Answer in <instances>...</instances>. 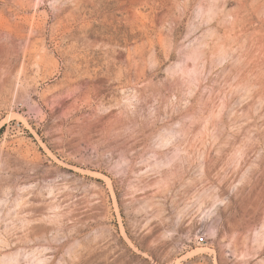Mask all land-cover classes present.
Listing matches in <instances>:
<instances>
[{
    "label": "rangeland",
    "instance_id": "obj_1",
    "mask_svg": "<svg viewBox=\"0 0 264 264\" xmlns=\"http://www.w3.org/2000/svg\"><path fill=\"white\" fill-rule=\"evenodd\" d=\"M0 264H264V0H0Z\"/></svg>",
    "mask_w": 264,
    "mask_h": 264
}]
</instances>
